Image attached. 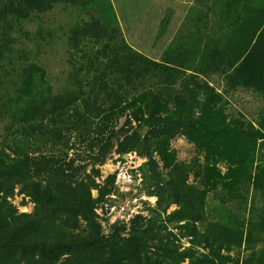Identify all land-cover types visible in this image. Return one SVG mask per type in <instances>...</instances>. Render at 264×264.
I'll use <instances>...</instances> for the list:
<instances>
[{
    "label": "rangeland",
    "instance_id": "obj_1",
    "mask_svg": "<svg viewBox=\"0 0 264 264\" xmlns=\"http://www.w3.org/2000/svg\"><path fill=\"white\" fill-rule=\"evenodd\" d=\"M11 2L15 0H0V155L7 159L14 157L12 135L21 120H31L24 112L29 105L35 104L40 73L34 72L30 78L33 84L27 86V72L35 68L44 70V93L51 98L76 96L73 114L77 112L76 118H80V114L92 118H86L87 123L82 125L88 132L85 130L79 136L77 131H67L54 147L42 137L37 147L31 148L27 144L30 147L27 151L67 155L72 167L80 169L79 179L87 187L94 186L96 221L106 239L114 241L118 237L140 235V241L123 245L117 254L133 255L131 264H151L152 261L170 264L171 257L176 264H195L194 258H185L186 253H206L204 244L196 242L192 227L196 222L204 230L207 223L176 212L180 206L167 190V173L175 163L183 166L189 176L188 184L195 190L204 189L200 181L205 172L209 169L215 172L218 184L215 186L212 182L207 186L211 189L205 200L209 221H218L222 217L228 220L235 214L245 220L246 232L253 205L259 207L258 214L264 216V199L258 196L256 203L253 202L255 193L249 180V174L251 178L255 175L258 161L261 158L264 161V139H257L249 146L251 154L242 174L226 158L232 154L242 157L246 147L241 148L243 143L239 144V150L233 147L236 136H230V147L223 140L211 138L208 143L206 137L199 138L204 133L203 106L209 96L200 86L208 84L215 88L217 95L210 97L212 112H222L225 123L237 120L232 127L243 123L244 128L249 129L258 128L257 120L264 111V93L242 87L231 90L225 75L218 72L193 76L190 70L179 68L170 79L132 76L125 82L120 98L116 99L100 93L95 78L98 72L93 63L98 64L104 58V49L108 50L107 46H114L119 40L126 41L134 50L154 61H161L169 47L177 40L181 41L179 38L187 28L191 10L197 11L199 21L205 22L200 17L207 12L205 1L97 0L87 9L58 2L44 12L27 11ZM208 14L209 27H212L214 18ZM94 23L107 31L93 29L89 32L91 37L83 36L80 41L73 42L78 33L82 36L83 27H93ZM190 32L187 30L184 35ZM187 40L197 42L196 37ZM73 43H79L78 48ZM182 43L185 44V39ZM151 90L163 91L173 117H182L185 128L161 155L155 151L150 161L142 144L146 136L151 135V129L142 126L141 122L140 125L134 119L133 111L139 97ZM83 97L92 99L99 118L89 114ZM103 126H106V133L101 131ZM136 131L139 138L133 143L131 137ZM102 136L103 140L100 139ZM107 140H110L111 150L101 164L97 162V154ZM157 173L163 180L158 179ZM229 183L233 185L232 189ZM10 199L19 213L32 214L36 210V204L20 187ZM261 240H264V234ZM263 244L264 241L258 243L257 248ZM233 249L231 255L235 261L242 262L250 253L246 241ZM4 256L13 258L11 254ZM109 256L107 254L106 259Z\"/></svg>",
    "mask_w": 264,
    "mask_h": 264
},
{
    "label": "trees",
    "instance_id": "obj_2",
    "mask_svg": "<svg viewBox=\"0 0 264 264\" xmlns=\"http://www.w3.org/2000/svg\"><path fill=\"white\" fill-rule=\"evenodd\" d=\"M205 1L206 11L214 18V24L209 27V14L202 16L205 22L199 21V15L190 11L187 18V28L173 46L165 52L161 61H154L141 52L134 50L126 41L119 40L114 46L104 49V58L96 64L98 87L100 93L116 99L120 98L125 82L132 76L146 78L152 76L160 80L170 79L173 72L185 68L193 76L206 72H218L225 75L229 89L246 88L264 93V1L261 0H198ZM16 4L27 11H48L58 2L81 5L84 9L92 6L97 0H15ZM15 2H11L13 5ZM107 31L94 23L93 27L82 28L73 39L78 42L81 38L91 37L89 32ZM191 31L193 36L184 35ZM101 33V32H100ZM184 36H187L186 38ZM196 37L194 41H188ZM78 48L79 43H73ZM200 57L198 59V56ZM198 59V60H197ZM34 72L40 73V85L35 92V104L24 112L31 120L24 118L18 129L12 135L11 146L14 157L8 159L0 155V264H131L132 256L117 254L125 244H134L140 241L138 237H118L111 241L101 233L96 221L95 200L92 197L94 186L84 185L79 179L80 169H74L71 162L58 153L42 155L44 153L27 151L37 147L45 139L50 147L57 146L66 136L67 131H77L80 134L87 130L82 125L92 117L75 113L77 97L74 95H59L51 98L44 93L42 87L46 83L45 71L35 68L27 72V86ZM196 74V75H195ZM198 74V75H197ZM116 85L118 87H116ZM207 95L204 103L202 138L209 143L211 138L226 141L230 147V136H236L233 147L241 148L242 157L232 154L226 156L242 174L247 169V160L251 154V144L257 139H264V111L257 120L258 128H244L243 123H225L223 113L212 112L213 102L211 95L215 88L208 84L200 86ZM190 92L192 90L190 89ZM84 103L91 113L99 118L97 108L92 99L84 98ZM166 96L161 92H145L138 99L134 109V119L144 127L151 129V135L146 136L142 146L154 158V152L160 155L170 146L171 141L185 127L183 118H175L171 112ZM33 109V111H32ZM38 113V114H37ZM210 113V114H209ZM207 120V121H205ZM141 122V123H140ZM141 126V127H142ZM106 133V126L101 128ZM88 132V130H87ZM104 133L101 135L104 136ZM202 134V132H201ZM103 136L100 138L103 140ZM139 138L136 131L131 137L133 143ZM110 140L100 148L97 162L104 163L110 152ZM30 147H28L29 145ZM222 146V144H219ZM167 190L174 202L180 206L176 212L193 217L195 221L207 223L201 230L196 222L192 227V234L199 245L204 244L206 253L197 254L187 252L185 258H194L195 264H229L235 261L231 252L235 247H241L244 241L248 245L249 255L243 261L233 264H264L263 242L264 216H260L259 207L253 205L250 209V218L245 232V220L235 214L231 219L209 221L206 215V196L212 182L219 180L212 169L205 172L201 183L204 189L195 190L188 184V175L182 165L175 163L168 171ZM158 179L163 180L158 174ZM252 181L256 203L257 197L264 199V161L261 158L256 166ZM29 196L36 204L32 214L19 213L11 201L16 188ZM229 188L233 185L229 183ZM260 217V218H258ZM209 225V226H208ZM208 226V227H207ZM11 254L13 258L5 257ZM110 256L106 259V255ZM66 258V259H64ZM169 259L170 264H176ZM60 261V262H59ZM131 262V263H130ZM150 264V263H147ZM151 264H154L152 261Z\"/></svg>",
    "mask_w": 264,
    "mask_h": 264
}]
</instances>
